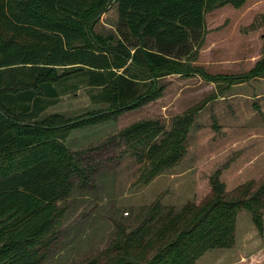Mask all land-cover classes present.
Here are the masks:
<instances>
[{
    "label": "trees",
    "instance_id": "obj_1",
    "mask_svg": "<svg viewBox=\"0 0 264 264\" xmlns=\"http://www.w3.org/2000/svg\"><path fill=\"white\" fill-rule=\"evenodd\" d=\"M247 0H0V264H42L56 247L66 200L86 186L87 149H71V129L115 120L162 95L160 79L198 74L227 87L264 77V49L244 72L211 74L195 66L205 36V13ZM114 2L116 34L95 31ZM87 89L98 109L74 118L44 113L59 96ZM194 106L168 121L146 118L110 135L150 178L174 169L188 151ZM210 190L179 210L159 200L142 209L137 225H120L103 252L76 264H196L207 250L234 243L244 207L263 227L264 180L231 190L219 169Z\"/></svg>",
    "mask_w": 264,
    "mask_h": 264
},
{
    "label": "rangeland",
    "instance_id": "obj_2",
    "mask_svg": "<svg viewBox=\"0 0 264 264\" xmlns=\"http://www.w3.org/2000/svg\"><path fill=\"white\" fill-rule=\"evenodd\" d=\"M117 23V7L112 2L100 15L95 31L101 36L116 34ZM205 23L195 66L211 74L239 73L260 57L264 49V0H247L240 7H217L205 13ZM160 84L164 89L156 100L125 111L115 120L69 131L66 144L71 149H87L83 164L92 163L93 171L88 184L75 186L66 200L56 247L42 264H76L91 255L103 257L120 225L127 230L137 225L142 209L155 200L163 211L179 210L190 200L199 202L209 192V176L216 169L226 190L247 180H254V184L264 180V161L250 159L264 135L255 139L251 129H240L235 120L224 117L226 109L234 114L235 97H221L238 88L204 80L198 74H171L160 79ZM194 106L199 107L188 134L186 156L174 169L148 181L140 177L132 158L119 147L106 144L110 135L136 121H168ZM105 107L92 102L87 89L79 86L61 94L45 113L74 118ZM196 264H264V210L259 230L249 210L240 207L234 243L205 251Z\"/></svg>",
    "mask_w": 264,
    "mask_h": 264
},
{
    "label": "crops",
    "instance_id": "obj_3",
    "mask_svg": "<svg viewBox=\"0 0 264 264\" xmlns=\"http://www.w3.org/2000/svg\"><path fill=\"white\" fill-rule=\"evenodd\" d=\"M232 87L239 90L235 93H227L228 95H223L221 99L235 97L233 102L235 104L233 107L234 114L231 109L228 112L226 109L224 110L226 113L224 117L228 120H235L236 126L240 129H251L252 137L254 136L255 139L260 136L259 134L264 135V77L235 83L230 86V88ZM255 139L254 141H256ZM263 141L264 139L251 151V161H264Z\"/></svg>",
    "mask_w": 264,
    "mask_h": 264
}]
</instances>
